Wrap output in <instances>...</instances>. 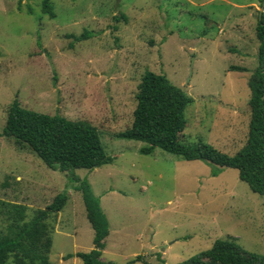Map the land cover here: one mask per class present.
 Masks as SVG:
<instances>
[{
	"label": "rangeland",
	"instance_id": "rangeland-1",
	"mask_svg": "<svg viewBox=\"0 0 264 264\" xmlns=\"http://www.w3.org/2000/svg\"><path fill=\"white\" fill-rule=\"evenodd\" d=\"M41 1L0 0V132L16 97L26 109L90 122L113 157L91 170L61 172L0 134V199L36 209L58 192L68 196L53 224L50 264H83L73 254L93 248L73 174L88 181L107 218L106 261L127 264L140 255L130 264H176L231 237L264 253V196L236 169L213 176L205 161L157 147L143 154L144 142L116 136L132 124L148 69L193 99L184 111L185 142L201 139L229 155L242 147L260 0H50L54 17ZM121 13L126 19L115 20ZM83 30L92 35L67 36Z\"/></svg>",
	"mask_w": 264,
	"mask_h": 264
},
{
	"label": "trees",
	"instance_id": "trees-1",
	"mask_svg": "<svg viewBox=\"0 0 264 264\" xmlns=\"http://www.w3.org/2000/svg\"><path fill=\"white\" fill-rule=\"evenodd\" d=\"M41 10L49 17L55 16L50 0L41 1ZM114 19H126V16L121 13ZM255 33L257 66L246 80L250 109L248 132L244 144L234 154L229 155L201 139L185 142L184 111L193 99L164 74L148 69L137 85L132 124L116 136L144 142L139 149L143 154H151L157 147L180 159L205 161L212 165L213 176L222 168H234L251 191L264 196V12L257 14ZM91 35V31L83 30L79 35L67 36L80 41ZM229 70L247 71L239 65H230ZM0 134L28 148L48 168L61 172L77 168L91 170L113 159L104 151L99 131L90 122L26 109L16 97L7 108ZM72 179L79 182L75 188L82 192L86 218L93 229V248L73 255L83 264H118L102 258L109 224L99 198L85 178L73 174ZM67 199L66 192L61 191L44 208L36 209L0 199V217L4 221L0 229V264H50L53 224ZM140 259L137 255L127 264ZM176 264H264V253L245 250L232 237L219 238L209 248Z\"/></svg>",
	"mask_w": 264,
	"mask_h": 264
},
{
	"label": "water",
	"instance_id": "water-1",
	"mask_svg": "<svg viewBox=\"0 0 264 264\" xmlns=\"http://www.w3.org/2000/svg\"><path fill=\"white\" fill-rule=\"evenodd\" d=\"M262 12H264V0L262 1L261 8H260V11H259V14H261Z\"/></svg>",
	"mask_w": 264,
	"mask_h": 264
}]
</instances>
